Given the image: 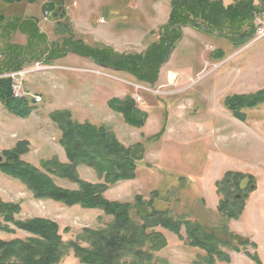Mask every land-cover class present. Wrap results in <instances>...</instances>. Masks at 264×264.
<instances>
[{"label": "rangeland", "instance_id": "rangeland-1", "mask_svg": "<svg viewBox=\"0 0 264 264\" xmlns=\"http://www.w3.org/2000/svg\"><path fill=\"white\" fill-rule=\"evenodd\" d=\"M53 1L54 8L49 12L43 10L47 0L9 5L0 0V16L4 21L32 17L48 41L57 40L55 26L67 22L75 38L91 47L108 46L119 53L138 54L157 41L158 29L166 22L173 0ZM220 1L224 7H232L248 0ZM252 1L262 6L260 0ZM254 22L263 36H258L254 24L252 39L231 32L227 25L208 35L183 28L182 39L159 69L153 85L138 83L126 73L75 55L50 66L28 63L20 71L22 90L42 100L26 119L16 118L0 106V151L27 141L28 152L21 157L24 162L39 167L42 160L55 157L66 163L58 144L60 132L50 122V113L67 110L77 123L105 126L122 145L140 143L144 151L136 179L108 188L104 193L108 201L132 203L137 196L144 201L153 199L156 210L214 229L219 250L229 257L228 262L215 264H255L249 258L253 254L264 264V104L241 111L243 119L223 105L225 97L252 95L264 89V14ZM246 33L251 35L249 27ZM1 39L0 51L4 48ZM244 40L248 42L241 45ZM10 43L23 45L25 38L14 33ZM218 50L225 56L221 61L211 57ZM126 96L135 103L140 100L137 108L147 115L141 129L128 127L106 106L108 100ZM162 127L163 134L157 139ZM77 172L83 181L98 182L88 168L79 167ZM225 173L246 176L240 190L231 194L243 205L237 220H227L216 211L223 194L217 192L215 183ZM54 181L59 187L76 189L71 183ZM0 198L20 203L21 220L43 218L57 224L63 242L72 240L84 228L98 229L110 222L99 210L34 200L21 184L1 173ZM156 230L166 239L157 257L167 264H199L204 257L203 251L185 243L183 231L179 239L160 228ZM23 237L26 235L22 232L10 236L0 232L2 240ZM237 238L249 245H240ZM230 246L239 252L230 250ZM62 264L78 262L70 254Z\"/></svg>", "mask_w": 264, "mask_h": 264}, {"label": "trees", "instance_id": "trees-1", "mask_svg": "<svg viewBox=\"0 0 264 264\" xmlns=\"http://www.w3.org/2000/svg\"><path fill=\"white\" fill-rule=\"evenodd\" d=\"M2 1L8 5L35 2ZM260 1L262 6L248 0L224 7L220 0H173L166 22L158 29L157 41L138 54L118 53L108 46L91 47L75 38L67 22L55 26L59 38L48 41L32 17L4 21V17L0 16V37L4 45L0 51V76L20 71L28 63L50 66L68 55H75L88 58L98 66L126 73L138 83L153 85L158 79L159 69L182 39L183 28L208 35L227 25L231 32L252 39L254 19L264 13L263 0ZM43 10H53L50 0ZM248 27L251 35L246 33ZM14 33L24 36L23 45L10 43ZM247 42L244 40L241 45ZM211 57L221 61L225 56L218 50ZM10 84L9 78L0 77V105L16 118L26 119L33 112L34 105L24 98L13 99ZM263 104L264 89L252 95L223 99L224 107L242 119L241 111ZM106 106L109 111L119 115L128 127L141 129L147 120L146 113L135 106L130 96L112 98ZM49 119L60 132L58 144L66 163H60L53 157L42 160L39 167L30 165L21 159L28 152V142L18 141L11 149L0 151V173L21 184L34 200L51 201L67 208L99 210L110 218V222L98 229L84 228L72 240L63 242L57 224L43 218L21 220L18 218L20 203H9L0 198V232L7 236L16 235L17 232L26 235L23 238L0 239V264H62L70 254L78 264H167L157 257L166 246V239L157 228L179 239H182L183 231L185 243L205 253L199 264L229 261V257L218 248L214 229H208L189 218H173L166 211L156 210L153 199L144 201L137 196L132 203H121L108 201L104 197L108 188L136 179L138 164L144 154L142 144L126 147L105 126L77 123L67 110L54 111L49 114ZM163 131L164 128H160L157 139ZM79 167L93 171L98 182L89 183L79 179ZM244 178L246 176L239 173H225L215 183L217 192L223 194L216 211L227 220H237L242 214V202L235 201L231 194L240 190V182ZM54 179L71 183L76 189L59 187ZM223 231L227 233L226 228ZM237 239L240 245H249L247 241ZM229 249L239 252L236 247L230 246ZM249 258L255 264H261L257 255H250Z\"/></svg>", "mask_w": 264, "mask_h": 264}, {"label": "built area", "instance_id": "built-area-1", "mask_svg": "<svg viewBox=\"0 0 264 264\" xmlns=\"http://www.w3.org/2000/svg\"><path fill=\"white\" fill-rule=\"evenodd\" d=\"M257 34L258 36H263V31L261 27H259ZM20 76H21V73H12L9 75V77L12 79V94L14 98H20L22 96H25L24 93H22L20 80L18 79V77ZM32 98L36 102H40V99L38 97L32 96Z\"/></svg>", "mask_w": 264, "mask_h": 264}, {"label": "bare ground", "instance_id": "bare-ground-1", "mask_svg": "<svg viewBox=\"0 0 264 264\" xmlns=\"http://www.w3.org/2000/svg\"><path fill=\"white\" fill-rule=\"evenodd\" d=\"M170 74H171V73H170ZM172 77H173V79H175V78H176L174 74H172ZM171 84H172V82H171Z\"/></svg>", "mask_w": 264, "mask_h": 264}, {"label": "crops", "instance_id": "crops-1", "mask_svg": "<svg viewBox=\"0 0 264 264\" xmlns=\"http://www.w3.org/2000/svg\"><path fill=\"white\" fill-rule=\"evenodd\" d=\"M119 53V52H118ZM11 149V148H10ZM8 150V149H7Z\"/></svg>", "mask_w": 264, "mask_h": 264}]
</instances>
